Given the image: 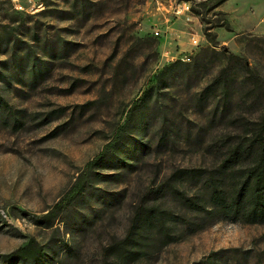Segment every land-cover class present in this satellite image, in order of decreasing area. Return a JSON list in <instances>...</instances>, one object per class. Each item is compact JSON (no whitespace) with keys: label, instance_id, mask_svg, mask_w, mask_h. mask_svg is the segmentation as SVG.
<instances>
[{"label":"rangeland","instance_id":"374dc122","mask_svg":"<svg viewBox=\"0 0 264 264\" xmlns=\"http://www.w3.org/2000/svg\"><path fill=\"white\" fill-rule=\"evenodd\" d=\"M212 2L0 0V97L15 118L0 120V253L33 237L60 248L62 264H115L103 249L129 227L140 189L173 166L207 160L193 138L198 130L205 140L207 117L221 109L220 92L205 86L219 68L245 114L264 107V91H254V102L247 96L240 64L264 80V0ZM210 23L213 41L202 33ZM176 59L189 67H165ZM33 63L39 75L30 74ZM140 97L119 143L96 159ZM161 115L179 128L178 141L156 152ZM144 143L151 148L139 154ZM92 161L83 194L51 227L34 223ZM171 237L127 264H264V223L206 220Z\"/></svg>","mask_w":264,"mask_h":264},{"label":"trees","instance_id":"16d2710c","mask_svg":"<svg viewBox=\"0 0 264 264\" xmlns=\"http://www.w3.org/2000/svg\"><path fill=\"white\" fill-rule=\"evenodd\" d=\"M223 1L213 0L212 7ZM189 8L201 20L204 19L200 10L193 6ZM221 23L227 27V19L222 18ZM211 26V23L209 26L203 25L202 33L208 40L213 41V32L209 30ZM230 58L238 60L240 57L230 53ZM240 60L246 72V93L254 102V91H264V80L243 59ZM34 64L30 66L29 72L34 74L36 70L35 74L39 75L41 68ZM165 67L185 70L189 63L176 59ZM229 76L224 65L205 85L206 89L218 90L222 98L218 116L211 112L207 117L211 127L205 140L198 130L193 138V141L203 144L202 151L208 156L207 160L173 166L158 180L155 175L140 189V199L133 209L129 227L122 237L112 240L103 249L104 256H113L115 264H127L128 261L139 259L151 251L152 247L168 242L181 229L192 231L202 227L206 220L229 219L241 223H264V107L255 115L245 114L240 107L244 103L243 98L232 99L230 96L232 83ZM140 101L141 97L128 107L123 123L103 144L96 159L116 147ZM143 105L147 106V101ZM6 114L8 110L5 100L0 97V120L13 123L15 118L8 119ZM139 118L145 131L148 118L144 113ZM218 122L220 126L215 129L214 124L217 126ZM158 124V131L161 133L155 140L153 150L156 152L162 146L173 145L178 141L179 131L177 125L167 121L165 116H160ZM150 148L149 143L140 145L139 154H144ZM92 163L93 161L87 164L86 170L77 175L52 207L41 215L32 217L34 223L51 227L71 200L83 194ZM187 179L190 180L188 184H195L194 187H186ZM166 192L171 196L168 203L164 197ZM60 251V248H54L47 242L39 244L33 237H29L24 244L0 253V264H50L51 261L62 264L66 254H61L57 259Z\"/></svg>","mask_w":264,"mask_h":264},{"label":"built area","instance_id":"2783aa9c","mask_svg":"<svg viewBox=\"0 0 264 264\" xmlns=\"http://www.w3.org/2000/svg\"><path fill=\"white\" fill-rule=\"evenodd\" d=\"M188 6L189 5H188L187 1H184V2L181 3V8L186 10V11L188 10ZM194 40L195 39H193L192 41H194ZM185 58L188 59V57H185Z\"/></svg>","mask_w":264,"mask_h":264}]
</instances>
